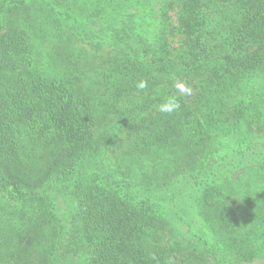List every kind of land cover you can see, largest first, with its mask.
I'll return each instance as SVG.
<instances>
[{
    "label": "trees",
    "instance_id": "trees-1",
    "mask_svg": "<svg viewBox=\"0 0 264 264\" xmlns=\"http://www.w3.org/2000/svg\"><path fill=\"white\" fill-rule=\"evenodd\" d=\"M223 253L264 258V0H0V264Z\"/></svg>",
    "mask_w": 264,
    "mask_h": 264
},
{
    "label": "rangeland",
    "instance_id": "rangeland-1",
    "mask_svg": "<svg viewBox=\"0 0 264 264\" xmlns=\"http://www.w3.org/2000/svg\"><path fill=\"white\" fill-rule=\"evenodd\" d=\"M91 21L100 22V20H98V19H94V20L92 19V20H90V22ZM94 26L98 27L97 24H94ZM92 28H94V27L92 26ZM91 34H92V32H91ZM92 35L98 36V34H92ZM106 37L107 38L104 37L105 40L108 39V35ZM81 46L86 49V52L89 51L90 53H93L92 52L93 51L92 46L89 43L83 42V43H81ZM235 177H237V176L231 175V176H229L228 180L235 178ZM184 195L186 197L189 196V194L187 192ZM186 197L182 196V200L178 199V202H180V204H182L181 207H179L180 211H181V208L185 207L186 204L193 203L192 202V196H190L189 199H187ZM184 200H186V201L184 202ZM181 212H183V211H181ZM199 213L200 212H198L197 215L192 213L195 216L193 219L194 222L187 225L185 227V231H183V235L187 237V238H185L186 241H188V240H192L193 242L199 241L200 243H204L202 246L211 247L209 250H211L212 247L214 245H216L218 247L217 250H220L222 252V244L219 241V238H218L219 236H217L214 229L204 220L202 215L200 216ZM185 216H187V215L185 214ZM223 257H224L223 260L226 262L225 264H236V262H234L233 259H231L228 255H227V257H225V255L223 253ZM245 264H264V258L256 259L255 261H253L251 263H245Z\"/></svg>",
    "mask_w": 264,
    "mask_h": 264
}]
</instances>
